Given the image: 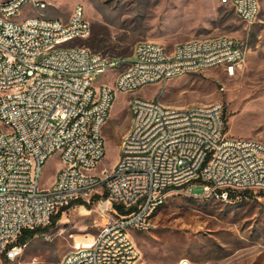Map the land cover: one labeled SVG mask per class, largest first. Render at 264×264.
<instances>
[{"label":"built area","instance_id":"1","mask_svg":"<svg viewBox=\"0 0 264 264\" xmlns=\"http://www.w3.org/2000/svg\"><path fill=\"white\" fill-rule=\"evenodd\" d=\"M254 24L264 0H222ZM48 0H0V264L15 261L26 230L44 228L61 208L96 196L104 221L60 264H136L134 230L153 226L169 190L193 182L205 198L264 192V141L226 136L220 102L166 105L138 95L146 86L223 67L234 76L248 45L230 36L165 45L143 40L130 58L108 57L76 42L91 24L78 5L67 21L48 17ZM123 67L114 81L99 77ZM118 94L130 96L131 128L110 171L104 126ZM63 166L42 185L47 161ZM120 206L128 213H120ZM185 264H188L186 262Z\"/></svg>","mask_w":264,"mask_h":264},{"label":"rangeland","instance_id":"2","mask_svg":"<svg viewBox=\"0 0 264 264\" xmlns=\"http://www.w3.org/2000/svg\"><path fill=\"white\" fill-rule=\"evenodd\" d=\"M46 15L67 21L78 5L91 24L90 35L76 43L108 57L130 58L137 42L149 40L171 49L176 43L215 36L247 42L244 65L234 76L223 67L185 74L138 91L158 96L166 105L220 102L226 136L264 141V6L257 21L242 22L231 3L222 0H48ZM123 69L98 81L111 84ZM130 96L118 94L104 126L106 154L96 173L112 170L121 155L123 138L131 128ZM53 156L43 170L49 186L62 168ZM90 206L73 205L47 230L27 241L9 264H60L81 239L96 234L104 221L98 198ZM199 182L169 190L148 230H134L140 252L136 264H264V192L236 191L227 199L205 198Z\"/></svg>","mask_w":264,"mask_h":264},{"label":"trees","instance_id":"3","mask_svg":"<svg viewBox=\"0 0 264 264\" xmlns=\"http://www.w3.org/2000/svg\"><path fill=\"white\" fill-rule=\"evenodd\" d=\"M225 122L227 121L225 116H224ZM245 193H248L249 191H244ZM234 192H230L229 193V197L233 198L235 197V195L233 194ZM86 206H90V204L86 203ZM116 209L120 212V213H128L129 211H125L124 209H122L120 206H115ZM67 209V207L61 208L59 210V212H57V214H55L51 220V223L44 227V228H37V229H32V230H26L24 231L21 236L18 238V242L21 244H25L27 241H29L30 239H32L38 232H43L45 230H47L51 225H54L56 223L57 220L60 219L62 212Z\"/></svg>","mask_w":264,"mask_h":264}]
</instances>
